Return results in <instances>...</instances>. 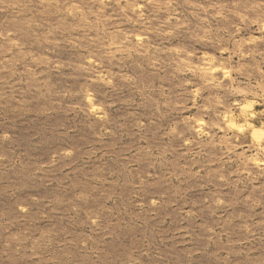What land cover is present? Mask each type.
Returning a JSON list of instances; mask_svg holds the SVG:
<instances>
[{
    "label": "rangeland",
    "instance_id": "obj_1",
    "mask_svg": "<svg viewBox=\"0 0 264 264\" xmlns=\"http://www.w3.org/2000/svg\"><path fill=\"white\" fill-rule=\"evenodd\" d=\"M0 264H264V0H0Z\"/></svg>",
    "mask_w": 264,
    "mask_h": 264
}]
</instances>
